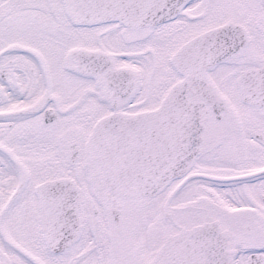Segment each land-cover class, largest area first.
Segmentation results:
<instances>
[{
    "label": "snow or ice",
    "instance_id": "1",
    "mask_svg": "<svg viewBox=\"0 0 264 264\" xmlns=\"http://www.w3.org/2000/svg\"><path fill=\"white\" fill-rule=\"evenodd\" d=\"M0 264H264V0H0Z\"/></svg>",
    "mask_w": 264,
    "mask_h": 264
}]
</instances>
